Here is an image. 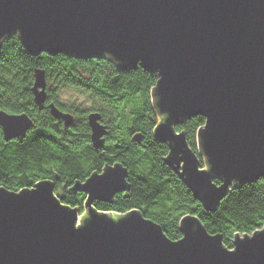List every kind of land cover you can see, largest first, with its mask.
I'll list each match as a JSON object with an SVG mask.
<instances>
[{"label":"water","instance_id":"obj_1","mask_svg":"<svg viewBox=\"0 0 264 264\" xmlns=\"http://www.w3.org/2000/svg\"><path fill=\"white\" fill-rule=\"evenodd\" d=\"M12 33L32 54L107 56L154 73V137L167 143L165 163L206 209L264 176V0H0V48ZM46 85L45 71L35 68L38 106ZM47 106L65 127L73 123L72 113ZM196 115L205 118L198 138L204 167L175 129ZM86 117L100 148L107 126L98 111ZM33 126L26 113L0 112L5 141H21ZM126 177L124 166L108 165L76 181L71 192L86 193L80 214L54 195L51 180L17 192L0 186V264H264V225L226 248L195 216L183 217L182 235L172 240L138 210L95 208L94 201L126 191Z\"/></svg>","mask_w":264,"mask_h":264},{"label":"trees","instance_id":"obj_2","mask_svg":"<svg viewBox=\"0 0 264 264\" xmlns=\"http://www.w3.org/2000/svg\"><path fill=\"white\" fill-rule=\"evenodd\" d=\"M46 76V101L38 106L33 96L34 70ZM158 78L140 65L122 67L107 56L77 57L64 52L32 54L12 33L0 48V108L9 113H26L34 126L20 141H5L0 132V186L9 191L31 188L40 180L54 183L60 202L83 210L86 193L71 192L76 181L108 165L127 169L129 188L114 194L110 202L94 201L98 210L125 213L138 210L158 223L167 237H181V220L195 216L209 233L220 234L223 247L231 248L237 236L251 234L264 225V176L231 188L215 210L206 209L185 185L178 173L165 163L166 142L154 137L159 123L152 90ZM73 88L86 93L94 105L79 110L62 104L57 92ZM73 114L65 127L48 108ZM98 111L108 133L104 144L95 148L90 139L87 114ZM205 123L201 115L190 116L176 124L193 151L198 152L199 133ZM1 129V127H0ZM199 157L200 166L204 163ZM214 182L220 184L218 178Z\"/></svg>","mask_w":264,"mask_h":264},{"label":"rangeland","instance_id":"obj_3","mask_svg":"<svg viewBox=\"0 0 264 264\" xmlns=\"http://www.w3.org/2000/svg\"><path fill=\"white\" fill-rule=\"evenodd\" d=\"M57 95H58L59 101L62 104H65L66 106H71L74 104V105H76V107L79 110L89 109L90 107H92L94 105L93 101L90 99V97L86 93L80 92V91L73 89V88H69V87L61 88L58 90ZM198 152H199V149H198ZM200 155H201V159L205 165L204 158H203L201 153H200ZM60 193H61V190H58L56 193H54V195L58 198V195ZM84 210H85V205L83 206L82 212ZM82 212L79 211L78 214H80ZM232 243H231V245H233ZM232 248H233V246H232Z\"/></svg>","mask_w":264,"mask_h":264},{"label":"snow or ice","instance_id":"obj_4","mask_svg":"<svg viewBox=\"0 0 264 264\" xmlns=\"http://www.w3.org/2000/svg\"><path fill=\"white\" fill-rule=\"evenodd\" d=\"M0 112H7V109H3V108H0ZM9 115H19L18 113H9ZM0 132H2V129H0ZM204 170L201 169V172H203ZM225 254H229V252L225 251ZM232 256H235L236 255V252H232L231 253Z\"/></svg>","mask_w":264,"mask_h":264}]
</instances>
